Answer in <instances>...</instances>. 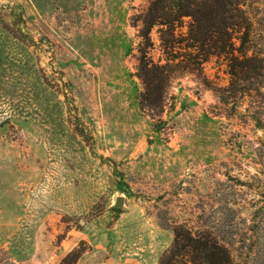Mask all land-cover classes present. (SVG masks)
Segmentation results:
<instances>
[{"label":"rangeland","instance_id":"1","mask_svg":"<svg viewBox=\"0 0 264 264\" xmlns=\"http://www.w3.org/2000/svg\"><path fill=\"white\" fill-rule=\"evenodd\" d=\"M152 1L0 0V264H264V0L190 72Z\"/></svg>","mask_w":264,"mask_h":264},{"label":"trees","instance_id":"2","mask_svg":"<svg viewBox=\"0 0 264 264\" xmlns=\"http://www.w3.org/2000/svg\"><path fill=\"white\" fill-rule=\"evenodd\" d=\"M246 8V0H153L143 23L147 31L154 26L162 27L160 40L165 53L170 57L174 50H184L181 62L186 66L184 70L190 72L195 70V64L199 66L214 56L226 61L236 60L235 52L239 51L233 39L244 45L251 26ZM185 17L190 18L186 31L177 32ZM176 58L172 56L167 60ZM178 236L176 233L177 242ZM184 242L181 245L184 261L232 264L227 251L208 237L194 239L190 235Z\"/></svg>","mask_w":264,"mask_h":264},{"label":"water","instance_id":"3","mask_svg":"<svg viewBox=\"0 0 264 264\" xmlns=\"http://www.w3.org/2000/svg\"><path fill=\"white\" fill-rule=\"evenodd\" d=\"M117 205H118V206L121 205V199H118V201H117Z\"/></svg>","mask_w":264,"mask_h":264}]
</instances>
